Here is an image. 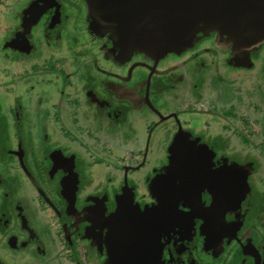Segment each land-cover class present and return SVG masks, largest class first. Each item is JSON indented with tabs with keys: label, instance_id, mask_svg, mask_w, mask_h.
Listing matches in <instances>:
<instances>
[{
	"label": "flooded vegetation",
	"instance_id": "1",
	"mask_svg": "<svg viewBox=\"0 0 264 264\" xmlns=\"http://www.w3.org/2000/svg\"><path fill=\"white\" fill-rule=\"evenodd\" d=\"M24 1L27 4L26 7L18 10L14 15L15 27L19 26L16 25L18 20L22 22L21 29L15 32L16 35L14 34L11 44L18 45L23 41L22 49L25 48L27 52L25 64H23L22 76L14 79L12 78L14 74L9 75L6 86L11 91H20L17 94L21 95L22 113L21 109L18 112L22 116L20 117V114L15 116V102H7L12 107L9 108L7 105L5 118L2 120L3 116L0 117V150L3 151H0V264H200V261L192 256V252L185 251V247L180 245V234L184 241L187 240V235L196 237L186 231L183 226V222L190 215L194 216V207L188 208L189 213L186 214L184 210L187 207L178 199L179 192H182L181 189L189 180L186 178L188 175L181 174L182 170L185 171L189 167V159L181 165L172 163L169 165L168 161H171L169 157V160L163 161L164 169L159 168L155 161L154 171L145 175L142 188H140L141 183L136 182L140 181V178L129 176L130 172L132 174L136 171L134 165H131L126 171L120 173L118 180L121 179L122 183L118 188L114 186V189L113 186H108L113 177L106 173L100 177L94 176L92 161L88 160L95 157L92 152L96 147H103L102 149H106L102 152L105 158L117 157L115 162L121 161L118 159L120 156L115 155L116 151L112 148L109 138L115 137L114 131L126 125L129 131H133L129 122L133 106L143 107L144 102L149 105L153 103V96H158L155 89L162 91L160 95L165 93L171 95L175 92L173 77L176 74H171L172 76L167 74L166 82L154 79L162 51L156 52L150 69L151 73L145 80V90L138 80L139 74L134 75V68L141 63V60H132V67L126 75L106 70L104 65L99 67L109 74L117 75L122 81L104 80L105 89L103 88V92L99 91V94L91 89L78 93L76 90H69L67 85L68 83L71 86L76 85L75 72H73L75 75L73 79L72 71L68 72L62 64L64 61L62 58H71L68 54L63 55L60 47L54 48V44L63 37L65 44L80 41L82 45H89L93 38L91 35L95 32L93 30L96 24L95 18H98L102 22L100 29H105L103 40L99 41L102 48L108 51L114 48L132 51L131 46L134 44L132 38L139 37L141 34L135 31L131 33V31L135 23H141V19L144 18L146 22L148 29L145 30H149L153 28L156 16L166 20L164 13L174 8H177L180 14L183 12L186 18H192L197 12L202 13V7L208 5L215 22L214 25L208 24L212 28L217 25L223 34H231V43H233V36L235 37L233 32H236L239 45L244 42L249 43V60L255 62V68L262 70L264 79V19L261 17L264 13V0H172L164 8L156 9L155 13L151 10L157 7L156 0ZM90 2L97 16L93 20L89 17L88 3ZM221 17L223 21H217L221 20ZM66 18H70V21ZM91 21H93L92 25L89 24ZM219 22L222 26H219ZM167 23L168 31H170L173 22L169 19ZM124 31H130L128 37H123ZM118 34L122 35L119 43L116 37ZM227 34L223 36L227 37ZM52 40L55 41L54 44L51 43ZM200 45L196 44V46ZM52 48L54 49L53 57H50L51 54L45 56V53ZM248 48H246L247 51ZM38 52L40 56L38 63L28 64L30 56ZM240 52L243 51L240 50ZM198 56L200 57V54ZM259 61L261 63H258ZM210 65L213 67L211 63ZM34 70H37V73H34ZM218 70L221 76L227 73L221 68ZM184 75L178 74L177 78H185ZM192 78L197 79L195 76ZM212 79H216V76L213 75ZM128 81L129 83L132 81L134 85L128 84ZM41 88L55 90L52 93L45 90L36 92ZM167 88L171 90L165 91ZM263 88L261 85V89ZM90 91L93 94H90ZM42 96L51 97L50 104L59 107L60 111L64 110V114L54 116L52 112L46 114L45 111L41 112L43 114L41 117V113H29L28 109L35 105V99L44 106ZM16 97L19 98V96ZM195 97V94L189 95L187 102L196 101ZM83 99H86L88 104L80 106L78 121L76 115L73 116L75 108L73 106L76 101V104L83 103ZM0 108H2L1 104ZM185 110H187L186 107ZM37 113L43 121H46L49 116L52 119L57 117L58 122L54 120L53 123L60 125L61 120L70 129L71 135L76 128H80V132L85 134L76 136L81 137L82 143L74 141V135L73 138L64 136L66 133L61 130H58L57 137L50 138L41 137L34 132L28 134L27 130L34 131L40 125L42 127L43 123L33 124L36 119L32 118V115ZM168 115L163 118L166 120L164 124L169 120L167 118L172 117V113ZM32 119L34 120L31 123ZM105 119L109 122L103 123ZM110 120L114 122L110 123ZM92 130L101 131V133H92ZM89 134L96 135L93 142L88 138ZM21 142L27 147L20 146ZM7 147L12 148L11 153L8 152ZM136 153H139L140 158L134 157ZM10 154L13 155L14 160L7 162ZM144 156L142 151L134 152L132 155L131 161L133 160L139 166L138 169ZM172 158L178 162L182 161L177 153L172 154ZM222 159L224 157H221ZM221 160L218 165L215 164L216 169L233 166V162L224 166ZM46 161H52L49 171L43 168L45 163L47 164ZM195 162L197 163L196 160ZM56 164H61L63 167L60 166L58 169ZM69 165H71L69 169L72 173L67 175L63 173L60 176L59 173ZM111 165L116 168L118 166V164L115 166L109 163V167ZM216 169L214 172L217 173L218 179H221L224 188V210H227L226 206L231 211L233 207L236 210L237 206L234 203L237 201L240 205L248 206L249 209L257 207L255 192L242 201L238 190L240 188H233V174L226 170L219 173L215 171ZM168 175L170 176L165 178ZM226 176H228L227 179L223 180ZM179 177L181 180H178ZM140 189H143V192H140ZM130 211L135 220L131 217L127 220L124 217L125 213L129 216ZM175 212H178V220H173ZM245 217L246 214L242 216V224ZM179 220H181L180 223H178ZM221 221V217L216 218L213 215L204 223V231L212 239L219 238ZM241 221L231 228L232 231L241 225ZM141 225L143 226L139 228ZM196 225L198 227L200 223ZM247 231L248 229L245 233H241L243 235L241 237H238L240 233L237 232V237L231 238V246L223 247V253L226 252L230 260L233 256V243L236 247L237 244L240 247L244 246L245 235L249 232ZM176 243L178 247L175 249ZM202 256L203 260L207 258L205 255ZM214 258L216 256L208 257L207 264H213Z\"/></svg>",
	"mask_w": 264,
	"mask_h": 264
},
{
	"label": "rangeland",
	"instance_id": "2",
	"mask_svg": "<svg viewBox=\"0 0 264 264\" xmlns=\"http://www.w3.org/2000/svg\"><path fill=\"white\" fill-rule=\"evenodd\" d=\"M26 5L24 0H0V104L2 105L0 117L3 116L2 120L6 116L7 105L9 108L12 107L7 102H15V116L17 114H20V117L22 116L21 95L17 94L20 91H11L6 86L7 81H9V75L14 74L15 76L12 77L14 79L22 76L23 64H25L24 60L27 52L19 48H13L9 43L13 40L14 34L16 35L15 32L21 29L20 23L22 20L20 22L18 20L16 25L19 26L15 27L16 17L14 15L18 10L25 8ZM205 9L204 6L203 10ZM89 10L94 17H97L91 2ZM261 15L264 19V13ZM66 19L70 21V18ZM95 20L96 24L93 26L95 32L91 35L93 38L92 41L90 40L89 45H82L80 41L78 43L73 41L65 44L66 41L63 37L57 43L54 40L51 41V43H55L54 48L56 46L60 47V52L63 55L68 54L71 58H62L64 60L62 62L63 66L67 68L68 72L72 71L73 79L76 75V85L72 84L71 86V84H67L69 90H76L79 93L91 89V91L96 90V93L99 94L105 89L104 80H121L117 75L109 74L99 69V67L104 65L106 70L121 72L126 75L129 68L132 67V60H141V63L134 68V75L137 76L139 74L138 80L143 84V90H145L146 77L151 73L150 69L155 58V52L157 49H161L160 46L154 50L152 46L149 49L136 48L135 50L126 52L121 51V49L114 50L115 48L108 51V49L102 48L101 44L99 45V41L103 40V31L105 29H100L102 26L100 24L102 23L101 19L95 18ZM89 24L92 25L93 21L89 22ZM216 27L217 25L213 28L204 25V32L202 31V33L201 30L197 31L193 29L189 38L172 33L175 40L180 44L188 45V47L165 45L167 51L163 50V55L159 58V65L154 74V79L166 82L167 74L169 76L176 74L173 77L176 88L175 92L171 95L167 93L160 95L159 93L162 91L155 89L158 96H153V103L151 102L149 105L144 102L142 104L143 107L133 106L129 117L133 131L126 134L125 132L129 131L127 125L121 127V134L116 135L114 138L116 143L112 145V148L116 151L115 155L120 156L118 159L121 161L116 163L117 157L105 158L102 152H105L106 149H102L103 147H96L92 152L95 157L88 160L92 161L91 165L94 176L100 177L103 176V173H106L111 178L113 177L108 186H113L114 189V186L118 188L120 183H122L121 179L118 180L120 173L126 171L131 165H134L136 171H133L132 174L130 172L129 176L130 178H140V181L136 182L138 184L141 183L140 188H142L145 175L153 173L155 168L154 163L161 157L163 159L157 164L159 168L163 169L165 168L163 161L169 160V157L171 159V161H168L169 165L170 163L178 165L182 162L181 160L178 162L172 158V154L174 153L179 154L183 159H189L188 169L194 170L195 173L192 174L191 172L192 176H189L188 182L181 189L182 192H179L178 199L187 207L184 210L186 214L189 213L188 208L192 209L194 207V216L190 215L183 222V226L186 228V231L190 232L191 235H196V237L192 238L190 235H187V240L184 241V238L180 234V245L185 247V251L192 252V256L196 257L200 261V264H207L208 257L212 258L215 256L213 264L217 262H225L224 264H264V123L262 124L261 122L264 116L261 114L264 113V110L261 108V105H264V93L260 96L261 87L257 82L258 80L264 87V79L261 73L262 70L255 68V62L249 60V48L246 45L242 46V44H238L236 32H233L235 33V37L233 36V43H231L232 35L224 33L227 34V37L223 36V32ZM191 28V26L186 25L185 30H190ZM181 31H184V29L181 30L178 27L177 32ZM148 35L155 37L162 44V38L155 33ZM145 38L150 42L148 36ZM196 44L201 45L196 46ZM243 47L245 49L248 48V51L246 53L244 51L239 53L240 50H244ZM53 50V48L48 50L45 56L51 54L50 57H53ZM237 50L239 51L237 52ZM8 52H11L10 55H6ZM199 54L200 57L198 56ZM240 56H242L241 60H239ZM39 59L38 52L30 56L28 64H37ZM207 60L209 61L207 62ZM210 63L213 67H211ZM258 63H261V61ZM170 67H172V70H169ZM220 68L227 73H223L221 76L218 72ZM167 70L169 71L167 72ZM36 71L34 70V73H37ZM73 72H75V75ZM215 73L218 74L216 75ZM178 74H185V78H177ZM213 75H216L218 79L220 78L224 84L218 85V81L212 79ZM193 76L197 77V79L194 80ZM130 83L128 81V84ZM8 84L10 85L9 82ZM131 84L134 85L133 83ZM43 90L52 93L55 89L41 88L37 89L36 92H42ZM168 90L171 89H165V91ZM261 90L264 92V88ZM91 91L89 93L93 94ZM194 94L197 101L190 100L187 102V97ZM18 95L19 98L16 97ZM222 96V102L209 103V99L213 98L216 101L217 97L220 98ZM13 98L14 101L12 100ZM42 99L44 100V106L35 99V105L30 107L28 112L41 113L46 111V114L52 112L54 116L55 114H64V110L60 108L62 110L60 111L59 107L50 104L51 97L42 96ZM196 102L198 103L196 104ZM231 102L233 112H228L231 113L228 114L226 112L231 107ZM85 103L88 104L87 100L83 99L82 105ZM118 104L121 105L122 103L118 102ZM214 106L219 111L213 110ZM185 107L187 110H185ZM20 109L21 113L18 112ZM223 111L225 112L223 113ZM38 113L32 115V118L40 123L42 120ZM171 113L172 117L167 118L169 120L164 124L166 120L163 118L169 116L168 114ZM42 116L43 114L41 113ZM54 120L58 122L59 119L57 117H53L52 119L49 116V119L47 122L44 121L42 127L40 125L34 131L27 130V132L28 134L29 132H34L41 137L50 138L57 137L59 135L58 130H61L66 133L64 136L68 138L71 136L73 138L74 135V141L82 143L76 137L77 134L83 133L80 132V128H76L73 135H71L70 129L61 120L59 121L61 122L60 125L54 124ZM207 120L210 122L206 123ZM106 122H109L108 119H105L103 123ZM113 122L114 120H110V123ZM133 132H135V135L132 137L131 134ZM167 141H169V145H167ZM83 143L86 144L85 142ZM174 144L176 145L172 147L174 149V153H172L170 148ZM194 144H196V148L200 146L198 150L196 148L193 150ZM203 144H205L204 147H202ZM17 145L19 146V143ZM20 146L27 147L22 142ZM7 150L9 153L12 152V148L7 147ZM166 150L168 151L167 153ZM0 151L3 152L2 150ZM141 151L145 156L140 161L141 166L138 169L139 166L133 160L131 161V159L134 152ZM138 155L139 153H136L134 157ZM202 155L203 158H201ZM138 157L140 158V156ZM221 157H224V159L221 160ZM13 160V155L10 154L7 162ZM195 160L197 164L194 166ZM220 160L221 163H224V166L229 165V162H233L237 165L236 169L238 171L240 168L242 170L241 173H247L243 179L240 177L233 178V188H240L238 190L241 200L243 199L242 201H245L252 195V192H255L257 196L256 208L249 209L248 206H244V204L240 205L237 201L234 203L237 206L236 210L233 207V211H231L226 205L227 210H224L223 200L225 195L223 183H221V179L219 180L214 172V169H216L215 164L218 165ZM46 162L47 164L45 163L43 168L49 171L52 161ZM109 163H113L115 166L118 164V166L117 168L112 165L109 167ZM57 166L59 169L62 165L59 164ZM43 168L40 167V169ZM69 168H71V165L65 167L59 175L61 176L63 173H66V175L71 174L72 171ZM232 168L233 166L229 165L228 168L224 167L220 170L230 171L233 174V171L236 169ZM216 170L220 172L219 169ZM74 173L78 174L77 172ZM227 177L223 178V180L227 179ZM178 180H181V178L179 177ZM140 192H143V189H140ZM229 194H231V191ZM177 214L178 212H175L173 220L179 219ZM244 214H246V217L243 219L242 224L241 219ZM213 215L216 218L218 216L222 218V221L219 223L220 232L218 239H212L204 231V223ZM240 221L242 226L239 225L236 230L232 231L231 228L239 224ZM180 222L181 220L178 221V223ZM197 223H200L198 227ZM247 229L249 232L247 231L248 233L245 235L246 244L241 247L237 244L236 247L233 243V256L230 260V256L227 257L226 252L223 253V247H230L231 238H236L237 232L240 233L238 237L243 236L241 233H245ZM174 247L176 249L178 243ZM202 255L207 257L204 259L205 262Z\"/></svg>",
	"mask_w": 264,
	"mask_h": 264
},
{
	"label": "crops",
	"instance_id": "3",
	"mask_svg": "<svg viewBox=\"0 0 264 264\" xmlns=\"http://www.w3.org/2000/svg\"><path fill=\"white\" fill-rule=\"evenodd\" d=\"M90 1V0H89ZM172 0H156L157 2V7L156 8H152L153 10H151L152 12L155 13V10L158 9V8H164L166 4H170ZM175 4V2L173 3ZM92 5V4H91ZM89 6L90 4L88 3V10H89ZM93 7V5H92ZM205 10L204 7H202V10L203 12L202 13H196L192 16V18H186L185 14L183 12H180L177 10V8H174L173 10H170L166 13H164V17L165 19L167 20H164L163 18H158L157 16L155 17V25L153 24V28L152 29H149V30H145V29H148L147 28V25H146V22L144 21V18L141 19V23L138 24V23H135L133 26V30L131 31V33H134L137 32L138 34H141L139 37H136V38H132L133 41H134V44L131 46L132 50H135L136 48H139V49H149L151 48L152 46V49L154 50L156 47L158 48L160 46L161 49H157V51H162V53L164 52L163 50H165V52L167 51V47L165 45H178V47H188V45H183V44H180L177 40H175L172 36V33L173 34H180L182 35L183 37H190L191 33L193 32V29L197 30V31H200L201 30V33L203 31V28H204V25H208L210 26L209 24H215L214 22V16L212 14V12L209 11V7L208 5L205 6ZM210 14V15H209ZM92 12L89 10V17L93 20L94 16H92ZM179 15V16H178ZM209 15V16H208ZM172 20L173 24H172V29L170 31H168V20ZM217 21H223V18L221 17V20H217ZM165 22V23H164ZM192 25H191V24ZM209 23V24H208ZM186 25H189L191 26L192 28L190 30H185V27ZM226 25V24H225ZM98 26V24H97ZM219 26H222V23L219 22ZM180 27L181 30L184 29V31H181V32H177V28ZM200 27V29H199ZM136 28V29H135ZM130 32V31H129ZM129 32H125L123 33V37L125 36H129ZM204 32V31H203ZM209 32V31H207ZM152 33H155L157 36L161 37L162 40V44L159 43V41L155 38V37H150L148 34H152ZM200 34V33H199ZM146 36L149 37V40L150 42L145 38ZM117 41L119 43V39L122 37V35H117ZM118 44H116L117 46ZM145 45V47H144ZM243 45H246L248 47V44L247 43H242V46ZM115 46V47H116ZM163 46V47H162ZM118 48H115L114 50H116ZM243 49L245 50V52L247 51L244 47ZM244 50H241V51H244ZM128 51V50H127ZM126 52V51H124ZM156 52H155V55H156ZM154 54V53H153ZM163 55V54H162ZM155 57V56H154ZM242 58H240L239 60H241ZM224 83H221V85H223ZM226 85V84H225ZM264 93V92H263ZM263 93L260 94V96L263 95ZM222 102L223 101V96L218 98L217 97V100L215 101L213 98L209 99V103L211 104H214V102ZM261 108L264 110V105H261ZM214 110V109H213ZM262 112V111H261ZM260 114V113H259ZM262 115H264V113H261ZM201 122V121H200ZM210 121L207 120L206 123H209ZM205 125V124H204ZM115 132V137L117 134H121V131L120 130H116L114 131ZM132 131H128V132H125L126 134L130 133ZM92 133H101V131H96L94 132L92 130ZM101 135H105V134H101ZM135 135V132H133L131 134V136L133 137ZM115 137H110L109 138V141L110 143H112V145H115L116 141L114 140ZM88 138L91 140V142L94 141V139L96 138V135L93 136L92 134H89L88 135ZM93 138V139H92ZM176 144H174L173 146H171L170 148V151L173 153L174 149L172 147H174ZM205 144L202 145V147H204ZM200 147V146H199ZM199 147L196 148V144L193 145V150L196 148L197 150L199 149ZM168 151L166 150V153ZM171 153V154H172ZM170 154V155H171ZM162 160V157L160 159H158L156 162L157 163H160ZM187 159H183L182 158V162H185ZM182 162L180 163V165L182 164ZM189 162V161H188ZM195 164H197L196 162H194V166ZM191 172L192 174L195 173L194 170H190V169H186L185 171L182 170L181 174L182 176H186L188 175V177H186L187 179H189V176H192L191 175ZM216 173V172H215ZM217 175V173H216ZM162 176V175H161ZM170 175L166 176L165 178L169 177ZM218 176V175H217ZM162 179V178H161ZM129 216L127 215L126 216V219L128 220L129 217H131L132 219H134V217H132V212H128ZM150 215H151V211H150ZM130 219V218H129ZM135 220V219H134ZM143 225H141L139 228H141Z\"/></svg>",
	"mask_w": 264,
	"mask_h": 264
},
{
	"label": "trees",
	"instance_id": "4",
	"mask_svg": "<svg viewBox=\"0 0 264 264\" xmlns=\"http://www.w3.org/2000/svg\"><path fill=\"white\" fill-rule=\"evenodd\" d=\"M13 43V42H12ZM11 46H13V48H16V47H19L21 50H24L25 48H23L22 49V44H23V41H21L20 42V44H18V45H15L14 43H13V45L11 44V42L9 43ZM249 44V43H248ZM10 53L11 52H8V53H6V55H10ZM216 76V75H215ZM216 80L218 81V85L220 84L221 85V83H223V81L219 78H216ZM246 82V81H245ZM258 82V85L261 87V84H260V82L259 81H257ZM226 88H228L227 86H225ZM260 92L261 93H263V91L260 89ZM19 96V95H18ZM229 97V96H228ZM196 100V99H195ZM197 101V100H196ZM82 105V103H78V104H75L74 106H73V116H75L76 115V117H77V120L79 121V119H80V106ZM213 109L215 110V111H219V109L216 107V106H214L213 107ZM231 109V110H230ZM228 111L226 112V113H228V112H233V105H232V102H231V107L229 108V109H227ZM225 111H223V113H224ZM231 113H228V114H231ZM49 119V117L47 118V120ZM34 119H32L31 120V123H32V121H33ZM47 120H46V122H47ZM261 122H262V124L264 123V116L262 117V120H261ZM40 123H44V121L42 120V122H40ZM37 120L34 122V124H40ZM76 137H78V136H76ZM79 139H80V141H81V137H78ZM236 167H237V165L235 164V163H233V169H236ZM220 170V169H219ZM215 171H217V172H219L218 170H215ZM220 171H222V170H220ZM241 171L242 170H240V168H239V171L236 169V170H234L233 171V178H235V177H240V178H243L244 176H246L247 175V173L246 172H243V173H241ZM220 173V172H219ZM243 176V177H242Z\"/></svg>",
	"mask_w": 264,
	"mask_h": 264
},
{
	"label": "water",
	"instance_id": "5",
	"mask_svg": "<svg viewBox=\"0 0 264 264\" xmlns=\"http://www.w3.org/2000/svg\"><path fill=\"white\" fill-rule=\"evenodd\" d=\"M123 213H124V212H123ZM123 213H122V214H123ZM126 216H127V214L125 213V216H124V217H126ZM124 217H123V218H124ZM128 219H129V218H128Z\"/></svg>",
	"mask_w": 264,
	"mask_h": 264
}]
</instances>
